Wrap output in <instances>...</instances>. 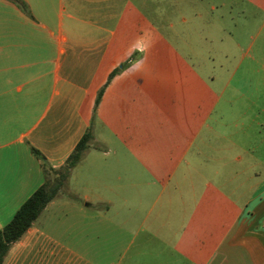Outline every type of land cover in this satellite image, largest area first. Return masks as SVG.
<instances>
[{"label": "crops", "instance_id": "1", "mask_svg": "<svg viewBox=\"0 0 264 264\" xmlns=\"http://www.w3.org/2000/svg\"><path fill=\"white\" fill-rule=\"evenodd\" d=\"M21 1L22 8L0 0V229L44 183L31 147L59 169L89 127L94 138L65 191L12 244L3 264H105L100 254L107 264H122L113 252L133 246L134 262L148 255L158 260L166 248L176 257L168 258L171 264L179 258L186 264H264V155H255L260 141L252 151L239 148L234 158L239 167L226 182L222 169L211 172L221 182L215 188L206 183L208 192L202 194L196 178L184 182L190 172L179 166L201 136V124L196 129L189 124L190 132L181 134L188 147L170 172L182 174V181L164 199L145 200L148 208L136 230L132 216L117 224V216L107 215L114 204L93 194L113 190L121 180L129 190L148 174L142 165L146 104L140 80L148 47L163 52L162 26L176 24L164 18V9L150 6L151 0ZM187 3L196 7V0ZM257 108L253 119L260 126L264 107ZM231 181L235 185H228ZM199 200L204 216L196 215L202 211ZM122 202L131 205L127 198ZM101 207L105 214L97 210ZM67 211L77 213L75 238L68 233ZM89 221L91 236L85 237L82 226Z\"/></svg>", "mask_w": 264, "mask_h": 264}, {"label": "rangeland", "instance_id": "2", "mask_svg": "<svg viewBox=\"0 0 264 264\" xmlns=\"http://www.w3.org/2000/svg\"><path fill=\"white\" fill-rule=\"evenodd\" d=\"M151 3L150 6L164 9V18L176 24L172 29L162 26L166 37L163 52L155 54L148 47L146 74L140 80L142 102L146 104L142 150L147 157L142 165L147 167L148 174L142 175L141 180L138 178L135 187L129 190H125L121 180L113 190L93 191L95 196L114 204L107 215L117 216V224L123 222V217L132 216L133 230L148 208L145 200L164 199L174 191L175 183L182 181V174L170 172L188 147L181 134L190 132L189 124L196 123L195 129L201 124V136L179 166L190 172L185 173L188 179L184 182L196 178L194 182L202 194L208 192L206 183L215 188L221 182L211 173L214 170L222 169L223 182L232 178L231 173L239 167L234 158L241 146L251 150L260 141L262 145L255 155H264V114L258 120L260 126L253 119L257 107H264V0H196L192 9L187 0H151ZM213 105L215 110L206 122L207 111ZM130 149L133 151L136 146ZM191 171L203 173V177ZM132 177L135 178L134 174ZM234 182L228 185H235ZM126 198L131 205L124 207L122 200ZM199 204L202 211L196 215L204 216L202 200ZM97 210L106 213L102 207ZM65 216L68 233L74 237L77 213L67 211ZM90 222L85 225L88 228L82 226L85 237L91 236ZM201 226L204 228L203 223ZM139 239L140 236L135 245ZM113 254L116 262L122 264H171L168 258H176L166 248L158 260L148 255L144 262H134V246L126 253L122 250ZM86 255L92 259V253ZM99 257L101 263L107 264L106 255ZM174 264L186 263L179 258Z\"/></svg>", "mask_w": 264, "mask_h": 264}, {"label": "trees", "instance_id": "3", "mask_svg": "<svg viewBox=\"0 0 264 264\" xmlns=\"http://www.w3.org/2000/svg\"><path fill=\"white\" fill-rule=\"evenodd\" d=\"M11 1L22 8L23 3L21 0ZM111 77H109V80ZM102 94L103 89L97 95L95 106H98ZM93 138L92 127H89L66 159L64 165L59 169L51 168L46 158L38 150L31 147L32 154L40 162L44 183L17 209L11 221L0 229V264H3L12 244L26 233L46 206L65 191L72 170L81 162L89 150Z\"/></svg>", "mask_w": 264, "mask_h": 264}]
</instances>
